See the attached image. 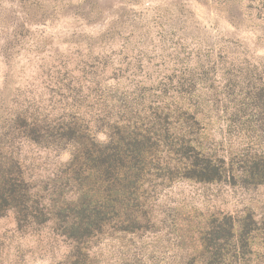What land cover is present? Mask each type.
<instances>
[{
  "label": "rangeland",
  "instance_id": "rangeland-1",
  "mask_svg": "<svg viewBox=\"0 0 264 264\" xmlns=\"http://www.w3.org/2000/svg\"><path fill=\"white\" fill-rule=\"evenodd\" d=\"M184 70L202 104L203 142L233 163L236 178L154 182L148 226L93 239L88 264H199L211 218L246 212L261 229L251 264H264V185L240 178V167L264 152V0H0L2 107L48 123L83 119L104 142L96 119L111 113L110 99L181 104L175 74ZM14 150L34 193L53 200L72 147L24 140ZM70 252L51 221L18 227L13 211L0 218V264H69Z\"/></svg>",
  "mask_w": 264,
  "mask_h": 264
},
{
  "label": "trees",
  "instance_id": "trees-1",
  "mask_svg": "<svg viewBox=\"0 0 264 264\" xmlns=\"http://www.w3.org/2000/svg\"><path fill=\"white\" fill-rule=\"evenodd\" d=\"M175 75L181 104L174 99L166 102V96L141 103L134 98H124L122 103L118 97L110 99L111 113L96 119L107 132L104 142L95 140L83 119L64 116L48 123L27 111L2 107L0 101V218L13 211L18 227L51 221L71 243L69 264H88L93 239L106 232L133 234L148 226L146 198L154 182L234 181L239 170L203 142L204 128L195 114L201 112L202 104L193 96L192 72ZM258 80L262 125L264 83ZM24 140L72 147L70 160L61 168V183L54 186L53 200L38 197L25 176L14 150ZM240 174L246 183L264 185V152L240 167ZM260 230L250 212L239 218L212 217L200 235L203 260L199 264H251L255 234Z\"/></svg>",
  "mask_w": 264,
  "mask_h": 264
}]
</instances>
